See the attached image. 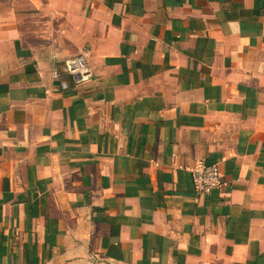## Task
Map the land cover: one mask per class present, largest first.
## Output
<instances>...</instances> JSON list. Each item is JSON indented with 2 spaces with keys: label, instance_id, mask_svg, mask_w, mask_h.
<instances>
[{
  "label": "crops",
  "instance_id": "obj_1",
  "mask_svg": "<svg viewBox=\"0 0 264 264\" xmlns=\"http://www.w3.org/2000/svg\"><path fill=\"white\" fill-rule=\"evenodd\" d=\"M0 264H264V0H0Z\"/></svg>",
  "mask_w": 264,
  "mask_h": 264
},
{
  "label": "built area",
  "instance_id": "obj_2",
  "mask_svg": "<svg viewBox=\"0 0 264 264\" xmlns=\"http://www.w3.org/2000/svg\"><path fill=\"white\" fill-rule=\"evenodd\" d=\"M63 69L65 73L71 76H87L88 68L83 56H77L64 61ZM55 78L58 73H54ZM61 87L65 88V83H61ZM192 186L199 196L208 195L211 191L218 189L222 185V176L217 165L198 164L191 170Z\"/></svg>",
  "mask_w": 264,
  "mask_h": 264
}]
</instances>
